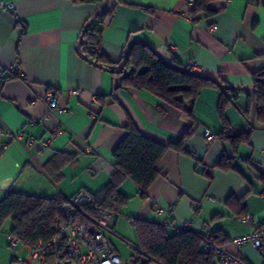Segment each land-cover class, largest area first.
<instances>
[{"label": "crops", "instance_id": "1", "mask_svg": "<svg viewBox=\"0 0 264 264\" xmlns=\"http://www.w3.org/2000/svg\"><path fill=\"white\" fill-rule=\"evenodd\" d=\"M101 7L73 0H0V201L9 190L65 200L79 191L97 194L115 173L112 154L129 122L162 144L176 143L192 127L185 142L189 154L164 153L146 198L130 181L121 183L119 191L129 201L106 239L132 264L138 244L132 219L158 224L169 235L186 224L193 233L219 236L222 248L245 264H262L251 245L237 249L232 240L264 224V131L252 130L248 144L236 150L218 139L207 144L204 130L215 134L221 128L218 90L201 91L191 120L84 60L78 42ZM107 7L114 13L99 49L112 64L131 42L143 41L164 61L235 88H252L253 74L264 70V0H219L211 4L212 16L192 21L184 18L187 0H108ZM191 64L197 71L189 70ZM52 89L56 109L45 118V96ZM70 90L82 92L72 96ZM236 104L245 111L246 96L238 95ZM237 108L230 105L225 112L229 126L236 133L250 131ZM43 141L49 148L41 149ZM224 153L240 173L212 169L211 180L200 173ZM239 204L245 207L237 215ZM157 205L165 211L158 213ZM9 229L10 222L0 227V264H18L26 255L21 246L9 248Z\"/></svg>", "mask_w": 264, "mask_h": 264}, {"label": "trees", "instance_id": "2", "mask_svg": "<svg viewBox=\"0 0 264 264\" xmlns=\"http://www.w3.org/2000/svg\"><path fill=\"white\" fill-rule=\"evenodd\" d=\"M219 0H194L190 10L194 19L201 15L212 16L215 11L211 4ZM74 4H104L105 0H73ZM253 3L254 0H249ZM114 8L106 7L93 23L85 27L78 42L79 55L87 62L104 70H115L119 63L112 64L100 52L103 28L110 22ZM10 73V72H9ZM11 74V73H10ZM196 74V73H195ZM119 77L122 87L144 91L154 96L169 108L180 111L194 120L193 107L204 88L218 90L219 102L217 114L221 121L220 130L215 133L216 139L227 142L233 150L241 144H248L250 131L233 132L226 120L225 112L231 105L237 108V96H246L248 105L245 111L237 110L248 122L251 115V97L242 89L231 87L223 81H218L191 75L181 69L176 62L168 63L161 59L147 44L139 43L130 47L128 57L122 72L114 74ZM217 82V81H216ZM255 99L254 121L257 126H264V70L253 74ZM127 134L118 144L112 154L115 173L109 183L97 194L91 195L94 207L92 214L111 211L117 214L129 198L124 196L119 187L124 180L133 183L139 190L141 198L147 197V192L159 174L158 164L167 150L181 154H189L185 149L186 140L193 134L190 127L176 143L162 144L142 135L132 122L126 126ZM224 153L213 168H204L200 173L212 179V169L235 171L240 173ZM66 201L61 196L42 198L9 190L0 201V227L10 222L9 235L20 244L34 246L38 242L51 239L52 227L57 218L62 216V208ZM230 201V199H229ZM237 211L242 213L243 204ZM138 244L135 248L132 264H220L212 254L202 251L206 240L219 244L220 237H205L192 231L180 230L169 235L164 227L145 220L132 219ZM131 264V263H130Z\"/></svg>", "mask_w": 264, "mask_h": 264}, {"label": "built area", "instance_id": "3", "mask_svg": "<svg viewBox=\"0 0 264 264\" xmlns=\"http://www.w3.org/2000/svg\"><path fill=\"white\" fill-rule=\"evenodd\" d=\"M227 2L228 0H223ZM194 0H187V12L184 18L192 21L190 10L193 8ZM10 8L13 5L9 6ZM210 31L214 25L210 26ZM190 71H197V66L191 64L188 66ZM15 74V69L8 70ZM80 90H70L69 95L78 96ZM57 92L49 90L45 96V102L48 105L47 118L51 115L52 110L56 109ZM9 138L18 139L20 134H7ZM203 137L207 144L216 139L209 129H205ZM42 150L49 148V141L40 143ZM94 207L91 194L85 191H79L66 201L62 208L61 218H57L52 227L53 235L46 242H38L34 246L20 244L11 235H7L9 248L16 250L22 247L26 255L23 259L18 260V264H130L123 262L116 255L106 239L105 235L112 232V228L117 220V214L111 211H103L92 214ZM156 211L162 213L165 210L157 205ZM172 214L171 211H167ZM246 219L242 218L241 222ZM188 226L181 224L180 230H186ZM232 244L240 249L245 245H251L260 255L262 264H264V224L256 228L251 234L236 237ZM202 251L205 254L212 253L220 264H245L237 256L225 251L220 244L206 240L203 244Z\"/></svg>", "mask_w": 264, "mask_h": 264}, {"label": "water", "instance_id": "4", "mask_svg": "<svg viewBox=\"0 0 264 264\" xmlns=\"http://www.w3.org/2000/svg\"><path fill=\"white\" fill-rule=\"evenodd\" d=\"M108 5V0H105L103 6L100 8V10L97 12V14L88 22V24L86 25V27H89L93 21L95 20L96 16H98L102 11H104L106 9ZM80 40V39H79ZM139 43H143V41H133L131 42L127 49H126V52L123 56V59L122 61L120 62L119 64V67L115 70H107L108 72L110 73H113V74H119L120 72H122L123 68H124V65L126 63V60H127V57H128V51L130 49V47H132L133 45L135 44H139ZM189 74L191 75H198V76H201L199 74H195V73H192V72H188ZM201 77H205V76H201ZM206 78V77H205ZM215 83L219 86V87H222L221 84H219L218 82L215 81ZM238 89H242L243 91H245L248 95H250L251 97V115H250V119L248 121V126L252 129V130H256V131H264V126H257L255 124V121H254V114H255V99H254V89L253 88H238Z\"/></svg>", "mask_w": 264, "mask_h": 264}, {"label": "rangeland", "instance_id": "5", "mask_svg": "<svg viewBox=\"0 0 264 264\" xmlns=\"http://www.w3.org/2000/svg\"><path fill=\"white\" fill-rule=\"evenodd\" d=\"M21 256H24V254H22Z\"/></svg>", "mask_w": 264, "mask_h": 264}]
</instances>
